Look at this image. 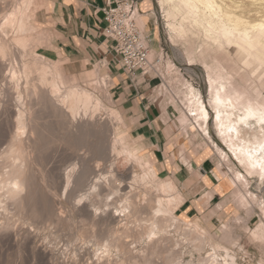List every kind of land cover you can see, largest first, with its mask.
<instances>
[{
  "label": "bare ground",
  "instance_id": "1",
  "mask_svg": "<svg viewBox=\"0 0 264 264\" xmlns=\"http://www.w3.org/2000/svg\"><path fill=\"white\" fill-rule=\"evenodd\" d=\"M156 3L169 41L188 42V53L202 58L207 101L191 83L181 78L171 82L184 88L178 91L183 100L177 108L184 124L182 133L188 127L202 137L201 147L203 143L214 145L215 151L206 147L199 159L207 155L216 162L213 174L203 176L202 181L210 184L211 178L217 179L216 192L228 194L216 210L228 209L224 203L229 200L247 216L257 207L264 217V199L259 200L247 188L254 180L256 188L264 190V0ZM42 4H46L44 0L0 4V142L5 144L0 151V264H77L72 256L75 252L69 256V251L61 249L53 232L51 241L43 234L45 222L54 225L61 221L83 228L85 235L73 237L82 242L75 245L71 240L69 247L86 255L91 252L95 259L87 264H150L152 256L166 247L167 232L177 225L185 226L182 234L197 252V264H237L235 256L198 224L190 225L175 214L185 196L176 180L158 174L151 155L121 133L125 121L120 110L103 104L111 102L110 83L97 76L98 68L84 74L89 85L83 86L65 74L61 63L46 59L53 37L35 22ZM137 13V26L145 36L147 15ZM231 47L236 67L228 52ZM151 48L155 50L156 44ZM148 56L152 57L147 52L152 64ZM193 62L190 58L188 63ZM164 70L169 75L176 72L166 61ZM90 76L94 78L88 80ZM209 123L218 141L212 139ZM52 148L83 153L77 154L75 165L64 170L62 164L56 168L45 165ZM182 162L194 170L186 153H182ZM222 164L227 165L228 175L221 173ZM60 188L62 194L58 195ZM212 197L205 192L198 207L208 206ZM211 214L202 220L207 221ZM239 216L232 222L222 221L214 235L240 248L236 228H241L255 244L262 242L264 230L257 228L260 221L250 228ZM121 217L141 221L142 234L137 236L145 242L141 252L128 249L123 242V234L136 236L130 225H119ZM205 247L212 252L202 259ZM174 257L162 259L174 264Z\"/></svg>",
  "mask_w": 264,
  "mask_h": 264
},
{
  "label": "rangeland",
  "instance_id": "2",
  "mask_svg": "<svg viewBox=\"0 0 264 264\" xmlns=\"http://www.w3.org/2000/svg\"><path fill=\"white\" fill-rule=\"evenodd\" d=\"M19 1L20 0H0V4L5 5L6 3L8 4L19 3ZM44 1L46 4L45 5L42 4L39 7L40 9L38 11V15L36 17L35 22L40 28V30L48 31L51 38L53 37L52 45H54L57 49L56 50L54 46H52L49 50V54L46 59L49 61L55 59L57 63H61L65 74L73 77L74 79L77 80L78 83H80L83 86L89 85L88 82L86 81L87 79L85 80L84 74L88 73V71L91 72L92 70L98 68L97 76L101 77V79L103 77L108 79V82L111 84L108 87V93L111 97L110 104L104 102L105 100L102 99V97H100L101 95H98L100 94L98 93L99 91H94V93L95 94L97 93L96 96L101 98L102 102H104L103 104L104 105L106 104L105 105L106 107L111 106L118 111L120 110V113L125 121V126L122 129L123 132L121 131V133L128 135L131 138V140L138 141L137 145H139L142 152L145 153L146 155H151L153 157V151H152L153 146L148 140L142 139L143 136L142 134L143 132H145V129L148 127L147 121L149 122V119L152 120L150 123L152 124L154 129L155 126L157 125H160L161 128L164 129L163 134L165 136V140L163 142L164 144L163 154L167 162L165 163V165H160L155 161V157H153L154 158L153 165L156 168L158 174L166 173V176L176 180L177 188L180 189L182 194L185 196V200L187 197H191L193 193L199 190V194L193 196V198L190 199L192 204H195L196 209L189 211V213L186 215L184 212H181L179 210V208L184 203L183 202L176 209L175 214L180 219L183 218L189 221L190 225L198 224L197 225L198 228L206 231L208 236L213 241L217 242L221 246L228 249L229 252L235 256L234 259L236 260L237 264H264V240L262 242H256L255 244L253 241L250 240L248 233H246L244 229L236 228V233L237 235H239L238 243L240 246V248H237L236 246L233 245V243L225 242L214 235V231L219 228L222 221L230 220L232 222L234 216H239V215H240L239 217L241 218V222L247 224L250 228H252L257 221H260L261 225H258L257 228L264 230V217L261 214L260 209L257 207L254 209L253 215L247 216L243 209H238L237 207L233 206L232 201L228 200L226 203H224V206H227L228 209L223 208V210L219 212L216 210L217 204L220 201H222L224 198H226L228 194L216 192L215 187L218 184L217 179L213 180L212 184L211 182L210 184H205V182L202 181L203 176L210 177V175L213 174L214 168L216 166L215 165L216 162L212 157H209L207 155L199 159V157L203 156L206 147H209L215 151L214 145L211 143L208 144L203 143L201 147L198 144L200 141H203L201 136L199 134H195V132L191 133L188 130V127H186L188 134H192L193 139L197 141L195 144H197V146L200 149L198 154L199 156L196 158L197 155L194 152L195 149L194 146L187 145V147L185 148L186 153L190 155V161L193 164L194 170H190L187 165H184V163L182 162V158L179 157V148L181 144L186 141L185 140L186 138L183 136V134H181V126L177 120L176 111L180 112L179 110H177V108L179 109L180 103L182 102L181 100H183L182 93L181 92L178 93V91H180L181 89L184 90V88L182 86L174 84V82H171V80L172 78L173 79L181 78V80L191 83L194 87L200 90V92L203 95V99L206 101L208 100L209 96L206 86L205 71L201 64L202 58L198 55L189 54L190 52L189 49L187 48L188 42L176 41L172 43L169 41L168 35L166 33L165 25L163 23L164 21L161 16V11L156 3V0L154 1L132 0L136 5L137 11H139L141 14L143 13L147 15V25L144 34H146L148 38H150L151 36L154 37L152 39L150 38L151 45L149 44L148 55L150 54L152 57L148 56V58H150V61L152 62L153 65L155 63L154 70L156 71L154 72L153 69L152 70L148 69L146 74H141V72H137L133 77L128 75L127 72L123 70L122 66H120V64L118 63L117 57L115 56L112 50V44L110 48L108 47V52H107L108 59H106L105 61L103 60L104 56L100 57L98 56L97 53L94 52V49L90 47L91 44L90 46L88 45L89 48H87L88 46L86 42L83 40L82 43L78 44L79 42L77 41L76 37L73 36V40H71L70 43H68L66 41V37L63 35L64 31L66 30V26L64 24H67V20L64 19L63 17L55 16V14L52 12V3H51L52 0H44ZM113 2H111L110 4L108 3L107 6L113 4ZM107 6H104L102 10L104 11V9ZM2 15L3 12L0 11V18L2 17ZM100 18L102 17L100 16ZM103 21H104V17H103ZM100 27H101V21L99 23V28ZM103 28L104 25L102 27V36H103L102 38L104 39L105 37L103 35ZM155 44H156V49L153 50V48L151 47ZM191 44L194 46L196 42L193 41ZM110 49L111 52L113 53V56L109 52ZM151 52L153 53L151 54ZM228 52L230 53L231 58L234 60L233 58L234 49L231 47L230 49H228ZM221 53L225 55L226 51L221 50ZM114 56L116 59L114 58ZM216 56L221 61H223V63H225V61L218 54H216ZM160 57L161 60L159 61L157 67L156 60ZM190 58L194 60L193 64L188 63ZM203 59L207 60L206 58ZM165 61L172 64L173 68L176 70L175 73L169 75L168 73L165 72V70L163 71ZM237 63L238 62L234 60L235 67ZM103 64L105 65L103 66ZM120 73H122L123 78L127 83V87L126 86L124 87L123 92L120 91L119 85L116 84V82H112L114 81L113 76ZM93 78H94L93 76H90L88 80H92ZM84 83L86 85H84ZM127 88H131V93H129ZM171 101L174 103H172ZM142 109L144 110L143 114L146 113L143 117H141L140 115L141 114L140 111H142ZM174 109L176 111H174ZM165 111L167 113L163 114ZM164 116L166 117V122H163L162 120ZM162 123L165 124L163 125ZM208 126L212 139L214 141H218L214 137L211 123H209ZM155 136H158L159 138V133H156ZM4 145L5 144L3 142H0V151L3 149ZM56 150H58V148H52L47 152L45 157V165L53 168L55 166L58 167L59 164H62L59 166L61 169L64 168V170L66 168L69 169L68 167L71 168L73 165H75V163H77V158H78L77 154L78 153L80 154L82 152V150H78L77 153L75 154L67 151L68 153L63 152L64 153L63 154L61 153V150H58L59 152ZM46 158L48 159V161ZM95 161L97 162L100 160H95ZM96 162H93L94 167L96 165ZM227 168L228 167L226 164H222L220 169L221 173H226L228 175ZM199 169H200V173H198L199 171H197ZM253 181H251L250 184L248 185L247 187L248 190L256 194L259 200L264 199V190L260 191L259 189H257L255 183L256 181L255 182ZM204 186H206L207 189L201 190V188ZM62 190L63 189L60 188L61 192L59 191L60 194L58 195L62 194ZM183 190H186L188 195L183 193ZM188 191L190 193H188ZM205 192H210L212 196H214L215 194L217 195L209 202L208 206L205 205L199 208L197 205V201ZM78 193L80 194V192ZM210 211H212L211 214L212 216L209 217L207 221H203L202 216L207 215L208 212ZM121 219L122 220L119 222V225H121V227L122 224L124 223V226L130 225V227H133V230H135L134 236H136L135 237L136 239L133 238L132 236H125L124 234L122 235L124 238V239L122 238L123 242L125 241L127 243L126 247L137 253L141 252L142 247L144 248V246L142 245L145 244V242L142 239L140 240V238H138L139 237L138 235L142 234V230H140L141 227L138 226V224H140L141 221L134 220L132 218L125 219L121 217ZM125 220L127 223L125 222ZM69 223H70V228L68 227ZM44 224L46 227L44 226L45 231H43V234L46 237V240L49 237L48 240L51 241L53 235L56 236L55 241H59L57 243H59L61 249H65L69 251L68 252L69 256H71L74 252L78 255L77 256L75 253L74 255H72L74 259L76 258L75 260L77 261V264H84V263L87 264L89 261L95 259L94 256L91 254V252L86 255V253L81 252L80 249H77V247H76L77 251H75L76 249L72 250L69 247L74 242L75 245H77L76 243L80 244L82 242L80 240H78L77 242L73 241L74 240L73 237H78L80 234L85 235V233L82 232L83 228L79 230L77 229V227H79L80 225L77 226V223L75 225V223L69 221L59 222V224L62 227L56 222H54V225L49 224V222L48 223L45 222ZM177 226L174 227V229L171 228L167 232V237L169 238V240L166 243V247H164V249L161 250L162 253L159 252L161 255L157 253L155 255L159 254L158 256L155 255L152 256L153 258H151L152 260H150V264H163L162 262L164 261H165L164 264H166V260L163 261L162 258L165 257L166 259V256H171V255L175 256L173 261L174 264L198 263L199 257L197 252L193 251V245L189 241L188 237L185 238V236L182 234V228H184L185 226L180 225L179 228ZM48 227L49 229H47ZM70 229L72 230L69 231ZM47 230L49 231V233L47 232ZM76 233L78 234L76 235ZM72 234L74 236H72L71 239ZM104 236L106 235H103V237ZM71 240L73 241V243L71 242ZM75 245L73 247H75ZM70 250H72L71 251L72 253H70ZM78 252L79 254L83 253L81 254L82 257L81 255L78 254ZM211 252L212 250L210 249V247H205L201 251L200 257L202 259L206 258L208 254ZM219 253L223 254V252H219Z\"/></svg>",
  "mask_w": 264,
  "mask_h": 264
},
{
  "label": "crops",
  "instance_id": "3",
  "mask_svg": "<svg viewBox=\"0 0 264 264\" xmlns=\"http://www.w3.org/2000/svg\"><path fill=\"white\" fill-rule=\"evenodd\" d=\"M113 1H115V0H52L51 3H52V12L55 14V16L63 17L64 19L67 20V24H64L66 26V30L63 33V35L66 37V41L68 43H70V41L73 40V36L76 37L77 41L79 42L78 44L82 43V40H83L86 42L87 46L88 45L90 46V44H91L90 47L92 49H94V52L97 53L98 56H100V57L104 56L103 60L106 61V59H108V53H107L108 47L110 48L112 42L105 39V38L104 39L102 38L103 37L102 36V27L104 25V21H103L104 12H103L102 8L104 6H107L108 3L110 4ZM100 16L102 18H100ZM100 21H101V27L99 28ZM55 34H58V33H55ZM89 46L87 48H89ZM54 48L56 49L55 46H54ZM109 52L113 56L111 49L109 50ZM114 58H115V56H114ZM103 66H104V64H103ZM113 77H114V81H112V82H116V84L119 85L120 91L123 92L124 87L125 86L127 87V83L125 82L122 73L114 75ZM127 89L129 91V93H131V88H127ZM125 94H127V93H125ZM143 111H144L143 109H142V111H140L141 117H143L146 114V113L143 114ZM174 111H176V110L174 109ZM165 113H167V112L165 111L163 114H165ZM176 113H177V116H176L177 120L181 126V134H183V136L186 138L185 139L186 142L182 143L180 148H179V157L182 158V153H183V155L186 153L185 148L187 147V145H192L195 148L194 152L196 153V155H197L196 158H197L199 156L198 154L200 151L197 144H195L197 141L195 139H193V136H191L192 134H188V131L186 133H182V129L184 127V124L180 120L179 112L176 111ZM164 117L162 118V120H163V122H166V117L165 118ZM151 121H152L151 119H149V122L147 121L148 127L145 129V132H143L142 139L148 140L151 143V145L153 146L152 151H153V157H155V161L160 165H165L167 160L163 154V151H164L163 142L165 140V136L163 134L164 129H162L160 125L155 126V129H154L152 124L150 123ZM162 124L164 125L165 123H162ZM156 133H159L160 139L158 138V136H155ZM131 141L135 144L138 143L136 140H131ZM182 149H183V152H181ZM156 155H157V157H156ZM186 155H188L190 158L189 154L186 153ZM210 182H211V184L213 183L212 180H210ZM205 189H207L206 186L201 188V190H205ZM189 191H188V193H190ZM183 193L187 194L186 190H183ZM198 194H199V190L197 192L193 193V195L191 197H187L186 200L184 201V203L182 204V206L179 208V210L181 212H184V213L186 212L185 214L187 215L189 213V211L196 209L195 204H192L190 199H192L193 196H196ZM216 195L217 194H215L211 198V200Z\"/></svg>",
  "mask_w": 264,
  "mask_h": 264
},
{
  "label": "built area",
  "instance_id": "4",
  "mask_svg": "<svg viewBox=\"0 0 264 264\" xmlns=\"http://www.w3.org/2000/svg\"><path fill=\"white\" fill-rule=\"evenodd\" d=\"M103 12V35L112 42V50L122 69L132 77L137 72L146 74L153 65L147 60L151 39L137 26L138 11L134 2L115 0Z\"/></svg>",
  "mask_w": 264,
  "mask_h": 264
},
{
  "label": "snow or ice",
  "instance_id": "5",
  "mask_svg": "<svg viewBox=\"0 0 264 264\" xmlns=\"http://www.w3.org/2000/svg\"><path fill=\"white\" fill-rule=\"evenodd\" d=\"M262 27H264V26H262ZM193 115L195 116L196 114H195V113H193ZM261 123H264V119H262V120H261Z\"/></svg>",
  "mask_w": 264,
  "mask_h": 264
}]
</instances>
